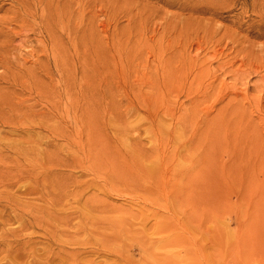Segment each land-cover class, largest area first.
<instances>
[{
	"label": "rangeland",
	"instance_id": "374dc122",
	"mask_svg": "<svg viewBox=\"0 0 264 264\" xmlns=\"http://www.w3.org/2000/svg\"><path fill=\"white\" fill-rule=\"evenodd\" d=\"M0 264H264V0H0Z\"/></svg>",
	"mask_w": 264,
	"mask_h": 264
}]
</instances>
